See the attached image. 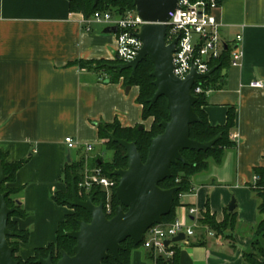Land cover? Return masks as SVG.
I'll list each match as a JSON object with an SVG mask.
<instances>
[{
	"label": "crops",
	"instance_id": "0c3cea01",
	"mask_svg": "<svg viewBox=\"0 0 264 264\" xmlns=\"http://www.w3.org/2000/svg\"><path fill=\"white\" fill-rule=\"evenodd\" d=\"M212 14L229 63L218 71L220 78L202 109L213 126L224 125L233 110L229 138L235 146L225 151L221 164L192 177V190L179 197L175 219L194 233L176 243L177 260L247 264L242 258L251 241L246 230L260 219L259 200L249 185L255 182L254 169L264 166V90L249 85L264 81V0H224ZM83 19L69 11L68 0H0V152L7 163L26 160L6 183L20 188L15 200L24 215L12 220L28 232L17 252L23 261L55 242L58 224L72 213L53 195L66 189L67 163L83 160V172L90 159H98V125H142L145 130L152 125V118H142L138 87L126 90L123 77L110 81L95 66L116 60L115 33ZM238 35L242 56L231 65L230 50ZM67 136L76 142L71 149L64 143ZM88 144L92 150L85 152ZM232 199L237 227L231 241L210 232L200 241L198 221L204 212L208 209L221 222ZM190 208L197 213L190 214ZM146 252L144 247L134 249L130 264H146Z\"/></svg>",
	"mask_w": 264,
	"mask_h": 264
},
{
	"label": "water",
	"instance_id": "95a60500",
	"mask_svg": "<svg viewBox=\"0 0 264 264\" xmlns=\"http://www.w3.org/2000/svg\"><path fill=\"white\" fill-rule=\"evenodd\" d=\"M178 0H133L138 17L144 22L136 34L142 45L133 60L111 64V67L130 70L132 76L138 64L149 59L153 64L150 76L153 78L155 91L149 103L153 105L160 97L166 99L168 119L159 124L162 132L150 139L146 158L143 161L134 141L120 139L110 132L113 142L119 144L125 151L127 160L125 168H116L109 174L117 177L114 195L119 202L113 215L108 218L103 211L104 204L94 202V194L82 198L76 191L74 178L71 177V200L68 205L78 207L87 212L89 221L77 220L78 228L65 233V236L75 240L72 253L62 250L60 258L53 262L52 255L40 256L37 264H102L110 253L115 260L120 261L119 251L122 243L130 239L134 245L142 242L146 230L155 224H161L163 217L171 211L175 193L178 187L163 189L159 183L171 177L170 166L177 162L188 164L182 155L183 150L206 151L213 147L220 134L212 140L200 142L189 136L190 125L200 121L194 111L198 97L192 93L194 83L199 79L211 77L214 67L204 74L190 71L185 79H180L173 73V52L176 43L174 38L166 43V22L168 12L177 8ZM98 0H94L96 4ZM115 26L106 27L103 32L116 33ZM130 85L126 86V90ZM139 130L144 129L142 125ZM67 161H70L69 155ZM6 176L0 161V184ZM6 192H0V264H19L12 254L15 247L7 238L16 235L7 227L8 217L15 211L8 207L5 201ZM19 204V201L16 200ZM235 208L234 199L228 205V210ZM185 239L183 233L178 234L164 244L181 242Z\"/></svg>",
	"mask_w": 264,
	"mask_h": 264
},
{
	"label": "trees",
	"instance_id": "16d2710c",
	"mask_svg": "<svg viewBox=\"0 0 264 264\" xmlns=\"http://www.w3.org/2000/svg\"><path fill=\"white\" fill-rule=\"evenodd\" d=\"M68 1L69 11L81 14L86 19L90 18L96 11H108L115 16H119L127 11L135 10L133 0H98L96 4L94 3V0ZM223 1L224 0H215V3L220 5ZM225 53L226 51L223 50L219 59L211 63V67H214L215 69L210 78L203 80L204 89H213L216 87V83L220 78L218 71L229 63ZM118 62L117 59L113 62H105L101 60L96 62L95 66L99 69H103L109 75L110 81H116L119 77H123L126 85L138 87L137 101L142 105V118H152V125L149 130H139L138 127L124 128L118 123L98 125L99 139L103 140V138H107L110 149L114 150L115 153L112 159L106 162H104L101 157H98V159L94 160V166L101 169L104 167L102 174L109 178H113L115 181H117V177L111 176L109 173L116 168H125L127 160L124 157V149L111 140L110 132H113L114 136L117 138L134 141L142 160L144 161L150 139L162 132V127L159 123L162 120L168 119V110L166 108V99L164 97H160L153 105H150L149 103V100L155 91L153 78L150 76V73L153 70L152 62L148 58L140 62L132 76H130V70L120 71L119 69L110 66L111 64H116ZM80 64L86 66L91 65V62L81 61ZM196 96L198 97V100L193 107L194 111L198 114L200 121L190 125V138L200 142L212 140L218 134H220V138L211 149L206 151L183 150L182 155L188 161V164L177 162L170 166L171 177L160 182L159 186L163 189L178 187V191L175 193L170 213L163 217V223H169L175 220L174 208L179 203V197L192 190L191 178L195 175L206 172L212 164H221L225 151L235 146L229 138L230 130L235 123L233 110L231 108L228 110L227 120L224 125L213 126L207 121L205 112L202 109L206 104V95L202 93L197 94ZM0 161L6 176L5 180L0 184V192H6L5 201L8 207L15 208V211L9 215L7 222V227L16 233V235L7 238L8 242L14 240V243L9 242L10 245L15 247L12 254L13 258L18 261L19 264H37L36 260L39 255L46 257L48 254H51L53 262L56 263L60 258V252L62 250L71 254L75 240L65 236V233L78 228L77 220L89 221L90 217L83 209L70 206L74 209V213L68 214L65 219L58 224L55 242L49 244L46 248L37 249L34 256L25 261L17 256V252L20 249L19 245L21 242H26L28 232L19 230L16 223L12 220V217L14 216L24 215L15 200V195L20 191V188L8 187L6 186V183L13 181L15 172L26 160L24 159L13 163H7L5 161V155L0 152ZM82 168L83 160L66 164L65 176L63 179L66 189L65 191H58L53 195V199L56 203L68 205V201L71 200V177L74 178L76 191H78L77 183L82 176ZM254 174L255 182L250 184L249 187L255 192L259 200L258 211L260 219L255 225L249 226L246 230L251 237V241L249 247L243 251L242 258L247 264H264V166L256 167L254 169ZM89 194H94L95 203H99L100 201L104 202L105 200V193L101 191L99 186L94 187ZM80 198H82V196H80ZM117 205H119V202L113 193L111 200L112 213L107 214L108 218L113 215L114 209ZM198 226L199 229L202 230L199 236L200 241L204 239L205 235H209V232L211 235H221L231 238L232 233L237 227L236 212L234 210H225L223 220L217 222L215 217L210 215L209 210L207 209L204 212L203 217L198 221ZM122 247L123 248L119 251L120 261L115 260V258L109 253L108 257L102 261V264H130L132 251L143 247V242L134 245L130 239H127L122 243ZM170 249L173 250V254L167 258L162 256L154 257V254L150 249H146L147 252L145 257L149 261L153 260L156 264H178L177 244L174 243Z\"/></svg>",
	"mask_w": 264,
	"mask_h": 264
},
{
	"label": "built area",
	"instance_id": "2783aa9c",
	"mask_svg": "<svg viewBox=\"0 0 264 264\" xmlns=\"http://www.w3.org/2000/svg\"><path fill=\"white\" fill-rule=\"evenodd\" d=\"M218 5L215 0H178L177 8L168 12V22H166V43H170L176 38L173 52V73L180 79H185L190 71L194 69L199 74L208 72L212 67L211 63L221 56L225 43L219 36V23L212 10ZM82 21L96 22L106 26H115L116 48L115 59L119 63L133 60L141 48V41L137 37L144 22L138 17L135 10L127 11L123 15L115 16L110 12L96 11L87 19ZM241 36L236 37V46L230 50V64L239 63L242 51L239 48ZM203 80H197L192 93L207 95L209 89H204ZM253 88L264 90V81L254 80L249 84ZM234 137V136H233ZM64 143L68 149L73 148L76 142L72 137L64 138ZM85 152H90L92 146L85 145ZM117 181L104 176L99 167L90 168L87 166L82 172L81 180L77 183V193L79 196L90 195L91 190L96 187L114 189ZM103 211L106 214L112 213L108 196L103 202ZM190 214L197 213L195 208L189 209ZM183 233L185 238L191 236L194 230L185 226L179 219L169 223L155 224L149 227L143 236V247L150 249L154 257H170L173 250L170 247L174 243L164 244L165 240H170L178 234ZM146 264H156L154 261Z\"/></svg>",
	"mask_w": 264,
	"mask_h": 264
},
{
	"label": "rangeland",
	"instance_id": "374dc122",
	"mask_svg": "<svg viewBox=\"0 0 264 264\" xmlns=\"http://www.w3.org/2000/svg\"><path fill=\"white\" fill-rule=\"evenodd\" d=\"M102 142H99L98 144H96L94 146V153H96L98 155V157H101V159L106 162V161H109L112 159L113 155H114V150L110 149V145H109V142H108V139L107 138H103V140H101ZM91 169L94 168V160L93 159H90L89 160V165H88ZM104 168V167H103ZM103 168L101 170V173L103 171ZM83 170V169H82ZM82 177V176H81ZM81 177L79 179V181L81 180ZM101 191H103L105 193V196L107 195L108 196V199H109V202L111 204V200H112V195L114 193L113 189H105L104 187H100ZM70 201V200H69ZM74 213V209L72 208V213ZM227 239L229 241H231V238L227 237ZM11 243H14V240H11L9 241ZM153 261V260H152ZM152 261H149L148 262H152Z\"/></svg>",
	"mask_w": 264,
	"mask_h": 264
}]
</instances>
